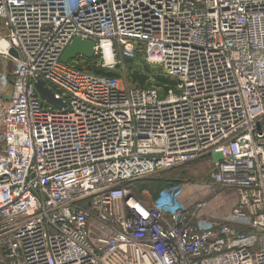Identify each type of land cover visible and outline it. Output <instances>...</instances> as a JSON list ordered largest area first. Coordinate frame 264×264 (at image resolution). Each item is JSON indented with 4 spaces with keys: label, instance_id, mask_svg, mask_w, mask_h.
<instances>
[{
    "label": "built area",
    "instance_id": "1",
    "mask_svg": "<svg viewBox=\"0 0 264 264\" xmlns=\"http://www.w3.org/2000/svg\"><path fill=\"white\" fill-rule=\"evenodd\" d=\"M74 38L175 84L64 63ZM0 44V264H264V0H0ZM210 156L206 182L133 191Z\"/></svg>",
    "mask_w": 264,
    "mask_h": 264
},
{
    "label": "rangeland",
    "instance_id": "2",
    "mask_svg": "<svg viewBox=\"0 0 264 264\" xmlns=\"http://www.w3.org/2000/svg\"><path fill=\"white\" fill-rule=\"evenodd\" d=\"M136 58L137 59L132 61L129 66L126 63H124V65H122V64L112 65L111 64L112 62L110 63V62L104 61L103 59H101V57L99 55L93 56V59H92L93 62L91 61L92 65H88V62H85V60L82 58H80L78 60L81 61L82 66H84V68L87 71L88 70L92 71V68L96 69V67H102L108 71L115 72L117 74L118 78L122 79V81L124 83H127L128 85L129 84L132 85L134 83H132L129 80V74H130L131 69L135 68V69H139L141 71L147 72L149 69L148 67L156 66V65L147 63L145 61L143 55H138ZM72 62L75 63L76 60L72 59ZM147 81H148L147 84L149 86L150 85L156 86L153 78L152 79L150 78ZM213 160H214V157H212V156L204 157V159L202 158V159L196 160L194 162L185 164V165H183V166H181L175 170H172V172H169V173L167 172L166 174H162V175L148 176L145 179L150 178V177L175 176L178 178L189 179L190 181H193V182L203 183V182H206L209 175L214 170ZM142 181H144V180H141L140 182H142ZM138 186H139V188H138ZM140 186L141 185L137 184L136 182L133 184V191L135 192V194L137 196H143L142 194L146 193L147 191H149V193L152 194L151 191L149 190L148 186L143 187V188H141ZM211 188H212V192L214 193V195H212V197L217 195L218 192H222L221 189L213 188V187H211ZM224 195H226V197H223L222 202H220V196H224ZM217 203H219L220 211H222L224 213L229 212L231 207H232V204H233V194L231 195V193H229V192L226 193L225 191H223V193L220 194L219 197L215 198L214 204L217 205Z\"/></svg>",
    "mask_w": 264,
    "mask_h": 264
},
{
    "label": "trees",
    "instance_id": "3",
    "mask_svg": "<svg viewBox=\"0 0 264 264\" xmlns=\"http://www.w3.org/2000/svg\"><path fill=\"white\" fill-rule=\"evenodd\" d=\"M138 55H141L140 53L137 54L134 58H125L123 60V65L124 63H126L128 66L131 64L132 61H134L135 59H137L136 57ZM85 60V62H88V65H92L91 61L93 62V57L92 58H82ZM125 61V62H124ZM120 65V64H118ZM79 69H83V70H86L84 68V66H82V63L80 65L77 66ZM148 71L145 72V71H141L139 69H131L130 71V74H129V80L134 83L130 86H133V87H141V88H146V87H150L147 83H148V79H154V82L156 84L155 87H158L159 89V93L160 94H164L166 89L170 86H173L175 84V80L166 76L162 69L158 66H152V67H148ZM89 72L93 73V74H99V75H106V76H112V77H118L117 74L113 71H108L106 70L105 68H102V67H96L95 68H92V71L91 70H88ZM149 72V73H148ZM202 159V158H200ZM204 159V157H203ZM199 160V159H198ZM179 168V167H178ZM177 169V168H175ZM175 169H172V170H175ZM172 170H169V171H166V172H163L159 175H162V174H166L167 172H172ZM183 178H178V177H175V176H170V177H150V178H143V179H140V180H137L135 181L137 184L141 185L140 187L143 188V187H147L149 188V190L151 191L152 195H154L156 193V191L167 185V184H170L171 182H177V181H181ZM141 180H144L142 182H140ZM134 182V183H135ZM144 182V183H143ZM133 183V184H134ZM143 183V184H142ZM132 188H133V185H132ZM139 188V186H138Z\"/></svg>",
    "mask_w": 264,
    "mask_h": 264
},
{
    "label": "water",
    "instance_id": "4",
    "mask_svg": "<svg viewBox=\"0 0 264 264\" xmlns=\"http://www.w3.org/2000/svg\"><path fill=\"white\" fill-rule=\"evenodd\" d=\"M10 54L17 56L15 49H11ZM94 55V44L91 41L74 38L63 51L61 55V61L67 63L70 60L75 59L77 56L92 58ZM35 87L40 97L47 103L52 104L56 108H61L64 106L60 100L54 97L52 90L45 86L43 81H37L35 83Z\"/></svg>",
    "mask_w": 264,
    "mask_h": 264
},
{
    "label": "bare ground",
    "instance_id": "5",
    "mask_svg": "<svg viewBox=\"0 0 264 264\" xmlns=\"http://www.w3.org/2000/svg\"><path fill=\"white\" fill-rule=\"evenodd\" d=\"M0 47H3V44H0ZM105 60L107 62L112 61V55L108 46H105Z\"/></svg>",
    "mask_w": 264,
    "mask_h": 264
},
{
    "label": "crops",
    "instance_id": "6",
    "mask_svg": "<svg viewBox=\"0 0 264 264\" xmlns=\"http://www.w3.org/2000/svg\"><path fill=\"white\" fill-rule=\"evenodd\" d=\"M11 68H12V65L10 63L5 67V69L4 67L2 68V66L0 65V70L7 71V73L10 72Z\"/></svg>",
    "mask_w": 264,
    "mask_h": 264
}]
</instances>
